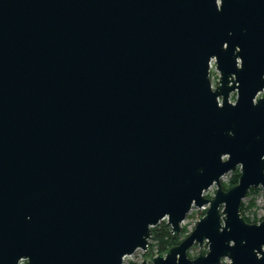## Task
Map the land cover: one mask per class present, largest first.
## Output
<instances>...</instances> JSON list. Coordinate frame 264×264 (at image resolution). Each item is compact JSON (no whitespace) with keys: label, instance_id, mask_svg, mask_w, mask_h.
I'll list each match as a JSON object with an SVG mask.
<instances>
[{"label":"water","instance_id":"obj_1","mask_svg":"<svg viewBox=\"0 0 264 264\" xmlns=\"http://www.w3.org/2000/svg\"><path fill=\"white\" fill-rule=\"evenodd\" d=\"M263 90L264 0H0V264H264Z\"/></svg>","mask_w":264,"mask_h":264},{"label":"rangeland","instance_id":"obj_2","mask_svg":"<svg viewBox=\"0 0 264 264\" xmlns=\"http://www.w3.org/2000/svg\"><path fill=\"white\" fill-rule=\"evenodd\" d=\"M217 80H218V73L213 68V70L210 72V81H211V85H212L213 88L216 86ZM261 96H264V90H263L262 93H260L258 95V97H261ZM229 99H230L231 102H233L234 99H235V94L234 93L231 94ZM235 172L239 173V167H237L232 172H228L227 174H225L221 178L220 182H221L222 187L223 186H227V185L230 184V181L234 177V173ZM215 190H216V186L215 185H211L209 187V189H207L203 193V196L205 198H212L213 195H214ZM242 202L246 206L245 210H244L246 216H248L251 219L257 220L256 223H258L262 219H264V192H263V190L260 187L250 188L249 191L247 192L245 198L242 200ZM207 207H208V205H206V206H204L202 208L192 207V209L186 215L185 220L181 223V228H183V234H182L181 239H180L181 241L184 238H186L187 235H189V233L193 230L196 222L199 220V218H201L204 215L205 210H206ZM159 223L160 224H163V223L167 224L166 220H163V221H161ZM181 228H180V232H181ZM152 245L153 246L156 245L155 244V240L150 238L149 241H148L149 248ZM147 250H148V247H147ZM147 250L146 251L137 250L132 255L126 256L124 258V260H123V264H141V262L144 259L147 261V264H150L148 262V259H149V257L154 256V255H152L154 252L150 255ZM206 250H207V246L205 245V243H203L202 246H200V247L195 244L187 252V256L190 254V256H192V258H194L200 253H202V254L206 253ZM227 262H228V260H224L223 264H226ZM20 264H25V262L21 261Z\"/></svg>","mask_w":264,"mask_h":264},{"label":"trees","instance_id":"obj_3","mask_svg":"<svg viewBox=\"0 0 264 264\" xmlns=\"http://www.w3.org/2000/svg\"><path fill=\"white\" fill-rule=\"evenodd\" d=\"M238 177H239V173L235 172L234 173V177L232 178V180L230 181V184L227 186H223L224 190H227L230 186L234 185L237 183L238 181ZM252 191V190H251ZM245 205L243 202H241L240 204V214L242 216V218L248 222V223H256L257 220L251 219L248 216L245 215ZM151 233H150V238L155 240V246H151L149 248L148 246V253L151 255H162L164 254L170 247L179 244L180 243V239L181 236L183 234V228H181V232L180 234L176 237V238H172L171 233H170V228L167 226V224L163 223L160 224L158 223L156 226L152 227L150 229ZM189 258H192V256H190V254L188 255Z\"/></svg>","mask_w":264,"mask_h":264},{"label":"built area","instance_id":"obj_4","mask_svg":"<svg viewBox=\"0 0 264 264\" xmlns=\"http://www.w3.org/2000/svg\"><path fill=\"white\" fill-rule=\"evenodd\" d=\"M209 68H210V72H211L213 70V68H214V62L213 61L210 62ZM156 255L157 254H155L154 256H156Z\"/></svg>","mask_w":264,"mask_h":264}]
</instances>
